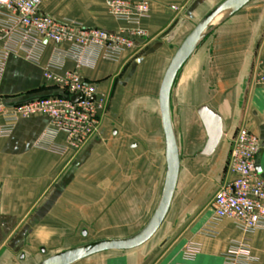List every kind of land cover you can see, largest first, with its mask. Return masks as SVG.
I'll return each mask as SVG.
<instances>
[{"label":"crops","instance_id":"crops-1","mask_svg":"<svg viewBox=\"0 0 264 264\" xmlns=\"http://www.w3.org/2000/svg\"><path fill=\"white\" fill-rule=\"evenodd\" d=\"M109 1L44 0L41 9L88 28L133 29L111 13ZM149 1L139 25L146 35L115 59L104 50L79 59L70 43L52 41H45L37 63L22 52L6 59L0 94L9 105L54 93L44 72L56 62L62 65L57 74L79 70L96 83L107 108L100 132L78 152L53 148L65 144L67 135L53 132L46 115L18 119L8 135L0 131V264H39L86 243L131 237L157 209L167 177L161 82L186 36L224 0ZM263 65L264 0H251L214 24L177 75L171 113L181 168L158 231L137 248L73 264H225L230 243L246 234L231 219H215L213 199L227 178L231 138L241 127L262 141L257 165L264 177V85L255 79ZM202 105L223 119V137L209 156L201 154L207 142ZM249 236L253 264H264V230ZM189 241L203 244L194 258L183 255Z\"/></svg>","mask_w":264,"mask_h":264},{"label":"built area","instance_id":"built-area-1","mask_svg":"<svg viewBox=\"0 0 264 264\" xmlns=\"http://www.w3.org/2000/svg\"><path fill=\"white\" fill-rule=\"evenodd\" d=\"M44 0H0V78L10 54L24 53L34 63L39 62L45 41L55 44L70 43L71 54L79 59L88 51H105V57L115 59L146 35L140 21L150 11V1L110 0L109 10L120 20L135 27L110 32L101 28H88L72 21H59L41 9ZM60 63H50L44 72L45 81L58 87L59 94L9 105L0 94V131L8 135L15 122L22 117L46 115L51 119L53 132H65V144L53 148L65 153L78 152L101 129L107 108V97L98 85L85 80L79 70L57 74ZM255 79L264 85V65L256 70ZM81 95L73 101L74 95ZM262 141L246 127L239 128L231 138L227 161V178L220 185L214 199L215 219L234 221L246 236L232 241L224 257L225 264H253L255 257L249 234L264 230V177L258 169L257 155ZM203 250L199 241H189L183 250L185 258H194Z\"/></svg>","mask_w":264,"mask_h":264},{"label":"water","instance_id":"water-1","mask_svg":"<svg viewBox=\"0 0 264 264\" xmlns=\"http://www.w3.org/2000/svg\"><path fill=\"white\" fill-rule=\"evenodd\" d=\"M250 1L224 0L207 13L177 48L165 70L159 90V105L166 140L167 177L157 209L145 227L137 234L128 238L97 240L61 251L44 259L39 264H73L104 251L137 248L154 236L170 210L181 168V156L171 113V94L177 75L200 41L210 32L214 24L229 17ZM215 20L217 21L215 22ZM40 97H31L14 103L13 105L33 101ZM80 98L81 95L79 94L71 97L73 101H78ZM198 114L207 132V142L201 154L209 156L214 153L223 137V119L216 110L208 105L200 106L198 108Z\"/></svg>","mask_w":264,"mask_h":264},{"label":"trees","instance_id":"trees-1","mask_svg":"<svg viewBox=\"0 0 264 264\" xmlns=\"http://www.w3.org/2000/svg\"><path fill=\"white\" fill-rule=\"evenodd\" d=\"M53 89H55L56 91H55L54 93H52V94H59L58 87L53 86ZM50 95H51V94H50Z\"/></svg>","mask_w":264,"mask_h":264},{"label":"rangeland","instance_id":"rangeland-1","mask_svg":"<svg viewBox=\"0 0 264 264\" xmlns=\"http://www.w3.org/2000/svg\"><path fill=\"white\" fill-rule=\"evenodd\" d=\"M111 253H112V252H109L108 255L111 254ZM114 253H115V252H114Z\"/></svg>","mask_w":264,"mask_h":264},{"label":"bare ground","instance_id":"bare-ground-1","mask_svg":"<svg viewBox=\"0 0 264 264\" xmlns=\"http://www.w3.org/2000/svg\"><path fill=\"white\" fill-rule=\"evenodd\" d=\"M217 20H215V22H216Z\"/></svg>","mask_w":264,"mask_h":264}]
</instances>
